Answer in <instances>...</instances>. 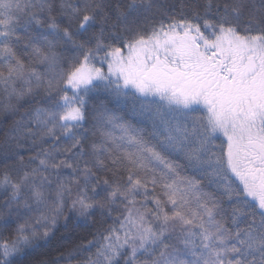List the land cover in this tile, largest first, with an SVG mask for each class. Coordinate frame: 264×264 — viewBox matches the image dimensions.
<instances>
[{
	"label": "snow or ice",
	"instance_id": "6c2138e0",
	"mask_svg": "<svg viewBox=\"0 0 264 264\" xmlns=\"http://www.w3.org/2000/svg\"><path fill=\"white\" fill-rule=\"evenodd\" d=\"M0 112V264H264V0H0Z\"/></svg>",
	"mask_w": 264,
	"mask_h": 264
},
{
	"label": "trees",
	"instance_id": "16d2710c",
	"mask_svg": "<svg viewBox=\"0 0 264 264\" xmlns=\"http://www.w3.org/2000/svg\"><path fill=\"white\" fill-rule=\"evenodd\" d=\"M112 3L118 2V0H111ZM164 2V0H162ZM167 2H172V0H167ZM19 117H13L11 115H6L3 112H0V140L3 139V130H6L7 127L12 123L13 119H18ZM96 220H99L100 217L97 215L95 217ZM110 222V221H109ZM63 221H61V224ZM77 223V222H74ZM98 225H95L91 222H87V224L80 223L79 226L75 228L74 231L70 233H65L64 229L61 228L59 232H57V237H61L62 235L64 236H71V240L65 239V240H60V239H53L50 243L43 245L39 249H36L35 251L32 252V256L35 257L36 259H54L58 252L63 250V248L70 247L72 243L78 242L79 238L88 236V233L94 232ZM11 233L10 231L6 232H0V236L3 237H10ZM90 239L91 237L88 236ZM75 264V262H74Z\"/></svg>",
	"mask_w": 264,
	"mask_h": 264
}]
</instances>
